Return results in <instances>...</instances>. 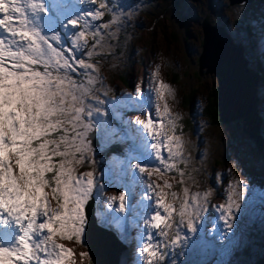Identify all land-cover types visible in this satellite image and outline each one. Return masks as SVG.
<instances>
[{
    "label": "rangeland",
    "instance_id": "obj_1",
    "mask_svg": "<svg viewBox=\"0 0 264 264\" xmlns=\"http://www.w3.org/2000/svg\"><path fill=\"white\" fill-rule=\"evenodd\" d=\"M204 15L257 72L264 137V0H0V60L12 42L23 53L9 84L0 61V188L21 212L0 264H93L90 197L122 264H248L264 250L248 235L264 224V147L242 115L202 112L216 84L196 73Z\"/></svg>",
    "mask_w": 264,
    "mask_h": 264
},
{
    "label": "water",
    "instance_id": "obj_2",
    "mask_svg": "<svg viewBox=\"0 0 264 264\" xmlns=\"http://www.w3.org/2000/svg\"><path fill=\"white\" fill-rule=\"evenodd\" d=\"M243 1L245 0H228V3ZM180 21H183V18H180ZM200 25L202 37L197 55V71L201 73L202 66H205V72L211 71L215 75L217 117L220 121H228L242 115L245 118L243 123L246 122L243 130L252 136L255 146L260 149L264 137L258 133L261 117L256 108L257 72L247 65L241 42H235L222 24L212 23L207 15H204L200 19ZM239 72L240 75H237ZM229 85L236 86L237 90L233 92ZM240 97H243L242 102ZM94 143L95 140L92 141V144ZM83 213V239L91 262L122 264V245L110 229L96 221L91 197L86 200ZM248 264H264V250Z\"/></svg>",
    "mask_w": 264,
    "mask_h": 264
},
{
    "label": "trees",
    "instance_id": "obj_3",
    "mask_svg": "<svg viewBox=\"0 0 264 264\" xmlns=\"http://www.w3.org/2000/svg\"><path fill=\"white\" fill-rule=\"evenodd\" d=\"M12 44H15V47H16L15 42H12ZM12 44L10 45V49L7 52V55L5 56V58L8 62L7 61L4 62L3 60H0L4 63H8V67H9V68L4 69L5 75H4V78L2 81V85L9 84V81H10L9 77H11V78L13 77L12 73L15 72L19 68V66H18L19 62L23 61V55H22L23 53L17 52L15 55V49L16 48L13 47ZM260 70H261V67H260ZM196 73L200 74L197 71V69H196ZM14 79H16V78H14ZM215 85H214V87L211 88L208 95L206 96L207 99H206L205 105L203 106L202 112L212 122L217 123V122H219V119L217 117L218 114H217V105H216V88H215ZM190 100H191V91H189L187 96L185 97L186 102H189ZM185 121H186L185 127H188L190 125V121L189 120H185ZM53 135L56 136L57 134L55 132H53ZM248 235H249L250 239H252L253 242H263V244H264V224H260L259 226L258 225L254 226L253 228H248ZM250 244H251L250 242L246 243V245H244L242 248V251L246 255L245 256L246 259H251V257H252L253 249H252V246Z\"/></svg>",
    "mask_w": 264,
    "mask_h": 264
},
{
    "label": "bare ground",
    "instance_id": "obj_4",
    "mask_svg": "<svg viewBox=\"0 0 264 264\" xmlns=\"http://www.w3.org/2000/svg\"><path fill=\"white\" fill-rule=\"evenodd\" d=\"M232 65V63L230 64V67H232L231 66ZM234 68V67H233ZM244 73V72H243ZM237 75H240V72H239V74H237ZM240 80V79H239ZM228 83H230V82H228ZM232 84V83H231ZM230 87V89H232L233 90V92H235L236 90H237V87L236 86H234V85H229ZM235 95V94H234ZM243 97H240V100L242 99ZM241 102H242V100H241ZM264 147V141H263V146H262V148ZM2 185V184H1ZM13 187V186H12ZM14 191V190H13ZM14 194V193H13ZM13 199V198H12ZM18 200V199H17ZM16 201V200H15ZM17 202V201H16ZM14 203V202H13ZM19 206V202H17L16 203V214H18V216L20 217V215H21V212L19 211L18 212V210H17V207ZM0 208H1V210L3 209V210H5L2 214H4L5 215V217L6 216H8V212L6 211V209L2 206V204H1V206H0ZM9 234V233H8ZM134 243V242H133ZM0 244H1V241H0ZM129 245H132V242H131V240L129 241ZM136 250V249H135ZM61 258H62V260L64 261V259H65V253L64 252H61Z\"/></svg>",
    "mask_w": 264,
    "mask_h": 264
}]
</instances>
